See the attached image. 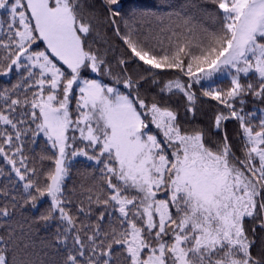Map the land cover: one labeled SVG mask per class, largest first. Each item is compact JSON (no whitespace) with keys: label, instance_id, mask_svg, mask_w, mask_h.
<instances>
[{"label":"snow or ice","instance_id":"snow-or-ice-1","mask_svg":"<svg viewBox=\"0 0 264 264\" xmlns=\"http://www.w3.org/2000/svg\"><path fill=\"white\" fill-rule=\"evenodd\" d=\"M0 77V264H264V0H0Z\"/></svg>","mask_w":264,"mask_h":264},{"label":"trees","instance_id":"trees-1","mask_svg":"<svg viewBox=\"0 0 264 264\" xmlns=\"http://www.w3.org/2000/svg\"><path fill=\"white\" fill-rule=\"evenodd\" d=\"M145 2H150V0H123V3L125 4V7H126V10L136 4H140V3H145ZM188 2L191 4H196L198 2V0H188ZM95 3L97 5H99V0H95ZM171 3L173 6H179L181 4H184L186 3V0H171ZM187 11L189 13L192 14V16L196 19H199L200 18V13L198 11L197 8L195 7H192V6H189L187 8ZM119 42L118 41H114V44H118ZM4 78L3 77H0V81H3ZM234 130V126L232 124L229 125V131H232ZM74 176V180L76 183H79L81 180L85 179L83 176L77 174V173H74L73 174ZM90 179V178H89ZM87 182V181H85ZM21 220H23V218L21 217L20 218ZM54 231V229H44V228H40L39 230V236L40 237H48L49 239L51 238L50 236V233ZM42 245H40L39 243V237H37V250H39V248L41 247Z\"/></svg>","mask_w":264,"mask_h":264}]
</instances>
